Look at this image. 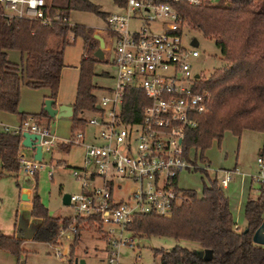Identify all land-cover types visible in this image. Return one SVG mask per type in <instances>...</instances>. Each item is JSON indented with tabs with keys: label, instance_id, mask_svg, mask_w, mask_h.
<instances>
[{
	"label": "trees",
	"instance_id": "1",
	"mask_svg": "<svg viewBox=\"0 0 264 264\" xmlns=\"http://www.w3.org/2000/svg\"><path fill=\"white\" fill-rule=\"evenodd\" d=\"M49 13L68 16L71 10L89 11L105 17L88 0H50ZM187 26L204 38L213 39L222 64L207 77L200 78L198 90L208 96L206 110L195 116L196 125L183 131L182 149L184 159L195 164V154L203 161L202 150L211 142H219L224 132L239 136L250 130L262 134L258 156L264 157V0H205L197 6L180 7ZM68 35L82 39L85 52L78 64L75 96L71 104V132L83 128L78 116L83 111H95L96 97L91 84V68L99 61L92 53L97 41L91 28L80 24H68L51 20L46 25L37 21L5 17L0 6V111L14 113L18 102L19 86L46 88L47 98L54 101L59 73L63 66L62 50L49 48L51 38L66 44ZM19 52V63L7 59V51ZM142 93L133 88L124 89L122 117L135 121L140 109L146 104ZM132 109V117L127 110ZM27 114L22 113L20 121ZM36 120H49L41 109L32 114ZM21 134L0 129V173L16 175L19 172L17 151ZM61 151L70 145L58 143ZM196 151L193 157L190 155ZM195 170V169H192ZM202 171L205 182L199 195L191 189H179L180 201L172 206L170 215L134 213L125 228L137 235H164L174 239L195 242L208 251L201 257L185 246L175 244L168 250L153 249V257L159 255L160 264H264V244L253 240V233L262 222L264 210V182H261L255 198L246 197L242 205L243 225H236L216 177ZM36 171L33 173V178ZM35 189V185L33 187ZM39 218L32 237L55 243L59 223L73 222L77 229L95 228L98 215L53 216L40 202L34 192L28 211ZM74 234L73 241L77 238ZM21 239L2 233L0 248L17 256ZM71 246V245H70ZM72 250V249H71ZM71 250L69 254L72 255ZM71 255L68 259L70 262Z\"/></svg>",
	"mask_w": 264,
	"mask_h": 264
},
{
	"label": "built area",
	"instance_id": "2",
	"mask_svg": "<svg viewBox=\"0 0 264 264\" xmlns=\"http://www.w3.org/2000/svg\"><path fill=\"white\" fill-rule=\"evenodd\" d=\"M49 1L0 0V6L8 18L34 20L41 25L51 20L71 24L57 11L49 13ZM204 1L112 0L115 11L106 13L104 27L97 29L103 39L102 51L111 54V85L104 87V94L96 99L94 117L83 119L81 113L78 115L84 127H95L92 142L83 144V128H77L64 143L83 147L82 166L70 168L77 185L76 191L68 194V204L75 215H98L93 231L104 239L107 264H118L119 245H134L135 233L125 228L132 214L170 215L172 206L180 201L178 174L197 169L196 164L184 159L182 137L184 129L195 127V116L206 110L208 96L198 90L201 77L192 70L198 53L189 44L190 39L188 45L182 42L187 26L180 7ZM125 88L139 90L147 101L135 121L122 117ZM126 112L128 118L132 117V109ZM4 129L38 135L39 160L33 159L34 149L25 148L28 154L21 150V141L16 154L19 171L33 177L42 165L43 154L51 152L55 136L47 123L36 122L31 115L16 127ZM256 164L258 176L252 180L260 184L264 182L261 157L257 156ZM229 179L228 171L224 172L218 179L220 187H226ZM119 180L132 184L124 196L116 194ZM66 229L72 235L83 230L72 221L59 223L56 236ZM54 255L62 257L65 253L55 249Z\"/></svg>",
	"mask_w": 264,
	"mask_h": 264
},
{
	"label": "rangeland",
	"instance_id": "3",
	"mask_svg": "<svg viewBox=\"0 0 264 264\" xmlns=\"http://www.w3.org/2000/svg\"><path fill=\"white\" fill-rule=\"evenodd\" d=\"M88 1L96 6L100 12L109 13L116 9L112 0ZM67 18L69 23L89 27L93 34L101 36L97 31V29L100 30L103 28L105 24L101 16L89 11L71 10ZM182 34V42L185 45H188V41L191 38H195L197 42L193 48L198 53V56L193 61L192 70L193 72L199 73L201 78L207 77L214 68L222 64L219 52L214 46L213 39L204 38L199 32L189 29H185ZM67 41L66 44L61 45L57 38H51L49 48L53 50L61 48L62 50L63 66L59 73L56 98H61L65 103L69 102L71 104L75 96L79 60L86 52L80 37L68 35ZM103 53L104 58L94 62L91 68L92 76L90 81L94 86L93 94L96 99H99L104 94V90L101 87L111 85V80L108 76L113 72V68L109 62L111 54L108 52ZM7 59L13 63H19V52L15 50L7 51ZM25 89L26 91L28 90L26 93L32 91L31 88L24 86L21 88V91L24 92ZM24 101L26 102L25 99ZM0 112L3 113L2 111ZM7 114L10 115L13 113ZM95 115L93 111L88 110L83 111L80 116L83 119H88ZM70 121V117L50 119L49 128L56 134V143L50 153L43 154L42 165L38 167L35 179L24 176L22 171H19L16 175H11L6 172L0 173V230L2 233L10 234L13 228L15 229L17 227L20 217H22V214L26 210L23 206L26 204V201L21 200L18 194V189L21 187L23 189H30L31 195L35 192L40 202L47 208L49 214L60 217L75 214V210L71 205L61 203V195L76 191L77 183L70 174V168L82 166L83 147L81 144H75L69 146L66 151H61L57 145V143L67 140L71 135L70 126L72 125ZM12 128L13 126L8 127V129ZM95 130L93 126L86 125L84 127L83 144L92 142L91 134ZM260 142L261 136L254 131L243 130L239 136H235L226 131L218 143L213 141L208 147L202 150L203 161L199 159L198 152L196 153L194 151L195 154L190 150L192 157L195 154L194 161L197 169L180 172L176 178L177 187L179 189H191L196 195H199L202 183L205 180L202 171L198 169H204L209 177H216L217 180L224 172L228 171L230 181L226 187H221V190L228 199L230 207H232L231 213L236 225H243L242 208L240 209V205H238L239 208L236 209V203H240V201L244 202L249 186L250 190H252V188L257 189V186L260 185L259 182L252 180L258 176L256 158L257 148ZM21 150L26 154L29 152L25 148ZM262 163L264 164L263 160ZM251 180L253 182L250 185ZM117 184V195L124 196L132 189L130 182L119 180ZM34 185H36L35 189H33ZM253 194H256V192H253ZM263 216L264 210L262 213ZM125 234L128 235L129 233L125 232ZM71 239L72 232L66 229L64 233L58 234L57 242L52 244L35 238L21 240L20 252L17 256L0 248V264H72L74 258L77 260L82 259L84 264H107V257H105L108 255L105 251L106 244L104 245V240L102 242V238L94 233L93 228H83L79 232L77 238L68 248V255L65 253L62 257L55 256L54 250H66ZM133 244L132 248H128L126 245L118 246L116 251L118 264L159 263V255L153 257L152 250H168L175 244L185 246V248L194 251L201 257L208 256V251L200 248L195 242L182 239L176 240L164 235L144 236L134 234ZM70 250L72 255L69 254ZM70 255V261H72L68 262L67 256L70 257Z\"/></svg>",
	"mask_w": 264,
	"mask_h": 264
},
{
	"label": "crops",
	"instance_id": "4",
	"mask_svg": "<svg viewBox=\"0 0 264 264\" xmlns=\"http://www.w3.org/2000/svg\"><path fill=\"white\" fill-rule=\"evenodd\" d=\"M103 58H104V55H103ZM21 59V56L19 54V61ZM111 65V64H110ZM113 68V67H112ZM113 72H114V69H113ZM112 72V73H113ZM108 78H110V76H108ZM26 87V88H29L25 85H20L19 86V97H18V103H17V106H16V111L13 113V114H7V113H1L0 112V126L2 128H8L9 126H13L16 127L18 124H19V121H20V116L22 113L24 114H29V115H32L33 113H38L41 109H42V102L45 98H47V95H48V90L46 88H31L32 91H29L30 93H26V89L24 92L21 91V88L22 87ZM108 87V86H107ZM101 88H104V87H101ZM41 90V91H40ZM41 92V93H40ZM22 96V97H21ZM24 99L26 100V102L24 101ZM23 100V101H21ZM54 106L55 105H59V104H65V105H69L71 106L72 102H73V99H72V102L71 104L68 103H65L64 101H62L61 98H56L55 96V99H54ZM82 114V113H81ZM49 118V117H48ZM59 118V117H58ZM50 119L49 120H42L41 122H45L47 123V126L49 128V123H50ZM40 122V121H39ZM71 122V121H70ZM71 124V123H70ZM71 127V126H70ZM1 128V129H2ZM50 130V128H49ZM83 130H84V126H83ZM51 133L55 136L56 138V134L54 133V131L50 130ZM72 133V132H71ZM258 133V132H257ZM260 136H261V142L259 143V146L257 148V152L258 150L260 149L261 147V143H262V134L261 133H258ZM59 142V141H58ZM56 143V142H55ZM59 143H64V140L63 142H59ZM58 144V143H57ZM52 151V150H51ZM258 156V154H257ZM261 157V159L264 161V157L263 156H259ZM229 174V172H228ZM27 177V176H26ZM35 179V177H34ZM230 181V179H229ZM228 181V182H229ZM253 181H250V185L252 184ZM228 184V183H227ZM36 186V185H35ZM258 187L259 185L257 186V189H254L252 188V190H250V186L248 187V192L246 194V197H250V198H255L257 195H258ZM19 188V187H18ZM22 192H25V194H27V199H25L26 201V204L23 205L26 210L24 212V214H22V217H20V221H18V225L17 227L10 232V234L14 235L16 234V232L20 233L21 237H19L21 240H24V239H29V238H33L32 237V234L35 230V228L37 227V225L39 224V218L37 217H32L29 215L28 211H29V208H30V199H31V191L30 189L28 188H24L21 187L20 189H18V194H19V197L21 195ZM253 192H256V194H253ZM21 199V198H20ZM22 200V199H21ZM238 205H240V209L242 208V205H243V202L240 201L236 203V209H238ZM230 207V205H229ZM230 210H232V207H230ZM51 215V214H50ZM55 216V215H53ZM263 222V223H262ZM262 225L260 224L259 227L255 230V232L253 233V240L257 243H262L264 244V216H263V219H262ZM31 232V236H26L27 233ZM6 234V233H5ZM79 235V234H77ZM73 236L72 235V239L71 241L69 242V244L67 245V248L66 250H61L63 251L64 253H66L68 255V248L69 246L73 243ZM58 237V235H57ZM57 237H56V241L57 242ZM102 238V237H101ZM103 238H102V242H103ZM104 245H105V242H103ZM51 244V243H50ZM103 245V246H104ZM105 248H106V245H105ZM106 251V249H105ZM68 259H69V256H67ZM106 257V256H105ZM75 259V258H74ZM101 259V258H100ZM72 261V260H71ZM70 261V262H71ZM69 262V261H68Z\"/></svg>",
	"mask_w": 264,
	"mask_h": 264
},
{
	"label": "water",
	"instance_id": "5",
	"mask_svg": "<svg viewBox=\"0 0 264 264\" xmlns=\"http://www.w3.org/2000/svg\"><path fill=\"white\" fill-rule=\"evenodd\" d=\"M92 37L97 41V47L93 51L92 55L95 57L97 60L103 59V39L100 35L98 34H93ZM189 44L194 47L196 46L197 42L195 38H191L189 41ZM196 77L198 76L197 74L195 75ZM98 106L96 105L95 108ZM42 110L46 113V115L49 118H58V117H70L72 114L71 106L69 105H64V104H59L54 106L53 100L49 98H45L42 102ZM21 145L24 148H29V149H34L33 153V159L39 160L41 153H40V148L38 145H36V140L38 139V135L34 133H28V132H22L21 133ZM20 198L22 200L27 199V194L25 192H22L20 195ZM69 195L67 193H63L61 195V203L64 205H68L69 203ZM16 237H21L20 233L16 232L15 234ZM26 236H31V232L27 233ZM72 264H84L82 259H74Z\"/></svg>",
	"mask_w": 264,
	"mask_h": 264
}]
</instances>
